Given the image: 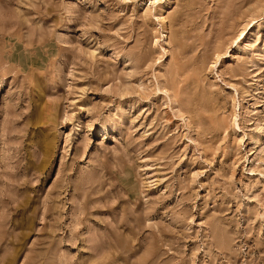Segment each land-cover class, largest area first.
<instances>
[{
    "label": "rangeland",
    "instance_id": "rangeland-1",
    "mask_svg": "<svg viewBox=\"0 0 264 264\" xmlns=\"http://www.w3.org/2000/svg\"><path fill=\"white\" fill-rule=\"evenodd\" d=\"M0 264H264V0H0Z\"/></svg>",
    "mask_w": 264,
    "mask_h": 264
}]
</instances>
